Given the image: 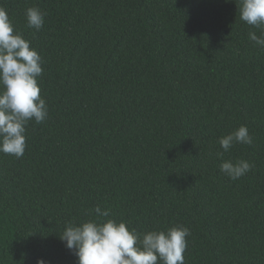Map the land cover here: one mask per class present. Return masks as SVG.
Segmentation results:
<instances>
[{"label":"trees","instance_id":"trees-1","mask_svg":"<svg viewBox=\"0 0 264 264\" xmlns=\"http://www.w3.org/2000/svg\"><path fill=\"white\" fill-rule=\"evenodd\" d=\"M0 7L42 57L49 113L26 125L23 157L0 153V264H78L60 235L97 205L139 233L187 227L184 264H264V48L239 0ZM240 125L252 144L224 152ZM237 159L252 168L231 180L220 164Z\"/></svg>","mask_w":264,"mask_h":264},{"label":"clouds","instance_id":"clouds-1","mask_svg":"<svg viewBox=\"0 0 264 264\" xmlns=\"http://www.w3.org/2000/svg\"><path fill=\"white\" fill-rule=\"evenodd\" d=\"M240 19L260 34L249 32L250 41L264 48V0H239ZM45 13L36 6L25 10L28 28L40 30ZM42 57L22 33L15 31L5 8L0 7V153L23 157L26 125L40 124L48 117V105L41 96L38 77L43 73ZM224 152L234 144L251 145L246 125L222 136ZM217 156L222 158L223 152ZM252 164L244 159L222 160L220 171L231 180L247 174ZM96 218L82 223L68 222L60 239L73 250L78 264H184L190 230L183 225L139 233L124 220L110 216V210L97 205ZM108 218V219H104ZM37 264H48L43 258Z\"/></svg>","mask_w":264,"mask_h":264}]
</instances>
